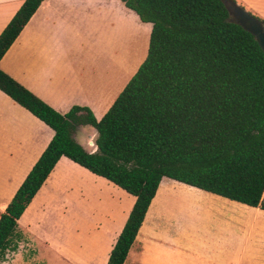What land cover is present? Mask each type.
Masks as SVG:
<instances>
[{
    "label": "trees",
    "instance_id": "trees-1",
    "mask_svg": "<svg viewBox=\"0 0 264 264\" xmlns=\"http://www.w3.org/2000/svg\"><path fill=\"white\" fill-rule=\"evenodd\" d=\"M42 1L24 0L0 32V59ZM120 1L151 24L147 54L100 119L83 105L59 112L0 69V90L54 132L0 214V264L61 156L135 197L107 264L124 263L163 177L264 210V50L254 35L222 0ZM83 125L96 131L94 152L74 138Z\"/></svg>",
    "mask_w": 264,
    "mask_h": 264
},
{
    "label": "crops",
    "instance_id": "crops-1",
    "mask_svg": "<svg viewBox=\"0 0 264 264\" xmlns=\"http://www.w3.org/2000/svg\"><path fill=\"white\" fill-rule=\"evenodd\" d=\"M24 0H0V32ZM264 18V0H239ZM112 20L103 0H43L0 59V69L59 112L89 107L100 119L123 86L119 66L96 49L71 51L89 27ZM122 87V88H121ZM54 132L0 90V182L12 199ZM96 131L76 128L75 140L96 150ZM4 196L0 188V198ZM10 199V200H11ZM135 197L61 156L18 219L27 240L64 237L99 226L71 264H106ZM10 201L0 200V214ZM62 227V231H61ZM47 241V242H46ZM264 210L163 177L123 264H263Z\"/></svg>",
    "mask_w": 264,
    "mask_h": 264
},
{
    "label": "rangeland",
    "instance_id": "rangeland-1",
    "mask_svg": "<svg viewBox=\"0 0 264 264\" xmlns=\"http://www.w3.org/2000/svg\"><path fill=\"white\" fill-rule=\"evenodd\" d=\"M236 1L241 3L239 0ZM103 3L105 16L109 11L112 20L108 21L105 18L102 25L87 28L85 40L82 43L73 45L71 51L73 53L90 52L96 49L105 64L114 65L115 70L116 66H119L120 86H123L122 84L132 76L147 54L151 24L141 22L137 15L127 9L120 0H103ZM243 6L248 11L250 10L244 4ZM250 12L253 11L250 10ZM0 188L3 189L4 193L0 200L10 201L11 198L8 197L10 189L4 187L1 182ZM73 223L70 229H67V235H64V237L61 234L60 236L52 235V239L47 240L49 246L44 244L42 240H27L24 236L18 242L15 251L5 254L1 264H71L69 258L65 256L69 252L76 259L84 258L85 255L81 252V245L88 238L95 237L96 228H99V226L96 225L94 232L90 233L92 225L89 228H79L74 227Z\"/></svg>",
    "mask_w": 264,
    "mask_h": 264
},
{
    "label": "water",
    "instance_id": "water-1",
    "mask_svg": "<svg viewBox=\"0 0 264 264\" xmlns=\"http://www.w3.org/2000/svg\"><path fill=\"white\" fill-rule=\"evenodd\" d=\"M222 1L229 12L231 17L230 21L241 25L244 29L252 33L264 50V26L262 23L253 17L247 9L239 6L237 3L231 0Z\"/></svg>",
    "mask_w": 264,
    "mask_h": 264
}]
</instances>
